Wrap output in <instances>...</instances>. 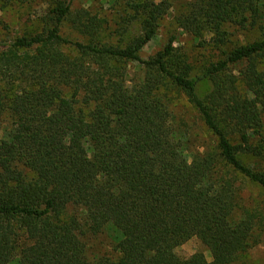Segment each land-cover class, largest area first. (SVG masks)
Returning a JSON list of instances; mask_svg holds the SVG:
<instances>
[{"label":"trees","instance_id":"1","mask_svg":"<svg viewBox=\"0 0 264 264\" xmlns=\"http://www.w3.org/2000/svg\"><path fill=\"white\" fill-rule=\"evenodd\" d=\"M110 2L121 10L114 36L105 17L49 0L38 33L0 38V264H232L264 244V209L243 194L246 182L264 191V0H191L172 17L220 54L198 79L173 38L139 56L168 0ZM233 27L260 37L233 43ZM169 92L210 136L189 154L193 134L176 125ZM108 230L115 256L89 262L85 239ZM193 238L211 261L175 254Z\"/></svg>","mask_w":264,"mask_h":264},{"label":"rangeland","instance_id":"2","mask_svg":"<svg viewBox=\"0 0 264 264\" xmlns=\"http://www.w3.org/2000/svg\"><path fill=\"white\" fill-rule=\"evenodd\" d=\"M49 0H16L9 7L1 9L0 11V38L8 39L27 34H35L40 31L39 16L45 9V4ZM73 2V8L87 9L93 15H99L101 18L105 17L108 22L106 34L113 36L120 33L121 27L118 23L119 14L121 10L112 8L110 0H66ZM171 9L168 15L159 22V27L155 37L142 49L139 53L141 59H147L157 52L163 50L168 41L174 39V47L179 49L188 59V62L193 68L192 77L201 78L202 68L207 66L210 62L217 61L220 58L212 46L200 48L191 36L183 32L177 27L172 17L181 12L186 4L191 0H168ZM126 30L124 34V41L128 42L137 37L140 31L139 24H132L129 27H124ZM231 34L230 40L233 43H250L260 37V33L255 31L245 32L241 29L233 27L229 29ZM63 36L72 41H82L79 35L64 26L62 28ZM68 53V51L66 50ZM139 72V68L130 64L128 68L129 78H135ZM211 85L206 80L198 82V93L200 97L204 98L210 91ZM167 98L170 100V109L175 118L176 125L181 128L182 132H186V127L190 129L193 134L195 143H191L186 147L187 154L205 144L210 142V136L201 125V121L196 110L187 102L186 98L174 92H169ZM1 127L7 125V120L1 122ZM190 156V155H189ZM264 166V160L261 162ZM244 197L250 201L261 205L264 209V191L259 187L245 183ZM113 232L111 230L105 231L102 234L91 236L85 239L87 245V256L89 262H93L98 258L114 257L113 253ZM203 254L206 260L211 261L210 253L207 248L203 246L196 238L184 243L175 249V254L182 260L188 259L193 254ZM232 264H264V244L258 243L250 248L246 253L240 255L238 259Z\"/></svg>","mask_w":264,"mask_h":264}]
</instances>
